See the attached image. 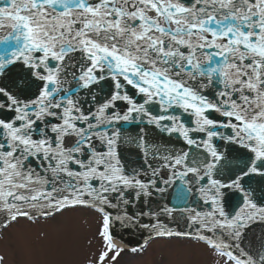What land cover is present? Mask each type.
<instances>
[{"label": "snow or ice", "instance_id": "1", "mask_svg": "<svg viewBox=\"0 0 264 264\" xmlns=\"http://www.w3.org/2000/svg\"><path fill=\"white\" fill-rule=\"evenodd\" d=\"M253 182L264 0H0V233L85 210L100 217L96 264L123 253L117 222L147 233L133 254L175 242L264 264V233L248 238L264 225Z\"/></svg>", "mask_w": 264, "mask_h": 264}, {"label": "rangeland", "instance_id": "2", "mask_svg": "<svg viewBox=\"0 0 264 264\" xmlns=\"http://www.w3.org/2000/svg\"><path fill=\"white\" fill-rule=\"evenodd\" d=\"M100 217L76 210L38 223L21 221L0 234V255L6 264H96L101 240ZM106 264H111L110 257ZM115 264H223L202 245L191 248L153 243L142 255L123 251Z\"/></svg>", "mask_w": 264, "mask_h": 264}, {"label": "water", "instance_id": "3", "mask_svg": "<svg viewBox=\"0 0 264 264\" xmlns=\"http://www.w3.org/2000/svg\"><path fill=\"white\" fill-rule=\"evenodd\" d=\"M187 121V118H186ZM125 127H130V126H125ZM134 134V133H132ZM150 141L158 143V144H171L172 146H175L177 148L184 147L186 148L187 146L183 145L182 141H177L175 136L171 138L169 141V138L166 136H162V134L158 132H153L152 135L149 137ZM219 143V142H217ZM224 148H221V151H224ZM125 160L130 164V165H136L140 163V160L138 158V155L135 154V150H132V154H129V151L125 150L123 152ZM253 189H255L253 193V199L256 200L258 203H264V185H261L259 183L253 182L252 185ZM173 190H170V193ZM226 196H225V207L226 211L229 213H233L235 210H238L237 206L241 201L239 200L238 194H234L230 190H225ZM168 202L175 203L172 195H169L168 197ZM153 207H156V204H153ZM206 207V206H204ZM109 211H112L111 209ZM179 217V214H177ZM162 219L166 222L169 223L170 226L176 227L177 225L167 219V217H162ZM179 223L183 225L184 221L180 220ZM112 235L114 237V243L124 245L129 248H138L143 242L144 239L147 237L146 232H136L133 229H126L123 228L118 222L114 224L112 228ZM262 233H264V225H254L253 229L248 232V238L249 239H254L256 237H259ZM120 242V243H118ZM256 243H258V240H255ZM247 243V241H246Z\"/></svg>", "mask_w": 264, "mask_h": 264}, {"label": "bare ground", "instance_id": "4", "mask_svg": "<svg viewBox=\"0 0 264 264\" xmlns=\"http://www.w3.org/2000/svg\"><path fill=\"white\" fill-rule=\"evenodd\" d=\"M114 244H116V246L119 247V248H123L124 250H128V248L123 246V245H120V244H117V243H114Z\"/></svg>", "mask_w": 264, "mask_h": 264}]
</instances>
